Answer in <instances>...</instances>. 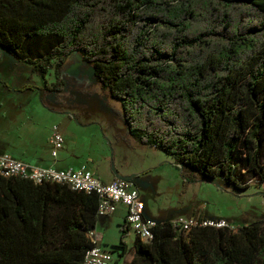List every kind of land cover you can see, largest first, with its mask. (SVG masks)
<instances>
[{
    "label": "trees",
    "instance_id": "obj_1",
    "mask_svg": "<svg viewBox=\"0 0 264 264\" xmlns=\"http://www.w3.org/2000/svg\"><path fill=\"white\" fill-rule=\"evenodd\" d=\"M0 48L59 82L81 55L121 101L124 138L171 156L186 184L264 183V0H0ZM98 204L67 184L0 176V264H84ZM152 232L126 264H264V217Z\"/></svg>",
    "mask_w": 264,
    "mask_h": 264
},
{
    "label": "crops",
    "instance_id": "obj_2",
    "mask_svg": "<svg viewBox=\"0 0 264 264\" xmlns=\"http://www.w3.org/2000/svg\"><path fill=\"white\" fill-rule=\"evenodd\" d=\"M20 61L8 51L0 48V151L9 153L15 158L35 166L55 167L57 169H78L85 166L87 169L92 170L104 183L112 182L118 175L134 176L133 180L130 181L131 186L137 188L140 192V197L145 204L144 215L147 219L157 222L173 221L182 216V212L187 217L198 215L208 218L226 219L237 226L264 217V214L258 216L252 212L245 204L240 206L239 212H235V209L229 206L230 212L227 213H215L205 206L195 207L194 204L190 205V202L195 199L196 186L201 188L202 185L200 184L208 181L200 180L186 184L179 168L173 164V160L166 161L160 155H152L150 153V150L153 152H163L159 149L151 146H140L135 141H128L124 138L128 131L126 128L114 131L109 125L106 126L100 122L96 124L82 121L78 113L72 114L68 112L69 116L77 119V125H74L73 131H69L68 129L62 130L61 134L64 137V146L59 149L56 157L52 154V149L37 143L35 132L28 133L27 135L22 134L18 136V140L15 139V136L19 132L20 123L26 127L27 131L34 124L33 115L27 109H19V93L25 92V89L29 87L28 79L30 78L27 76V80L22 79L19 81L17 69ZM73 65L77 66L79 74H82L87 69H83L82 72L80 69L82 65H79L78 61ZM49 112L55 111L49 110ZM52 132L53 130L48 136L49 139ZM49 144L51 145L50 140ZM160 168H163L164 172L170 177V180L174 176L176 189L178 188L177 178H179L181 182L178 196L179 201L182 207L185 206L186 201L190 205L186 208L181 207V211L177 213H170L169 215H173V218H170L166 214L163 215L161 211L157 212L154 210V206L150 203V193L147 189L149 183L142 181L143 176L147 173ZM144 188L147 190H143ZM257 194H261V192H257ZM127 212L125 205L118 204L117 210L114 213L103 216L110 217L117 215L118 223H120L119 227L122 224H127L128 235L132 233L135 236L133 246L128 239H125L128 252L124 257L115 259L113 264H119L121 259H124V264H126L134 255L136 235L127 223ZM100 218L97 221L95 229L101 236V244L103 236L96 228Z\"/></svg>",
    "mask_w": 264,
    "mask_h": 264
},
{
    "label": "rangeland",
    "instance_id": "obj_3",
    "mask_svg": "<svg viewBox=\"0 0 264 264\" xmlns=\"http://www.w3.org/2000/svg\"><path fill=\"white\" fill-rule=\"evenodd\" d=\"M74 58L69 62L73 65L79 62L78 54H73ZM32 66L26 62H19L17 76L19 81L28 79V88L25 92L19 93V109H27L33 115L34 124L27 131L21 123L19 124L18 136L27 135L28 133L36 134L37 143L49 147V134L55 126L58 132L62 130L73 131L74 125H77V119L69 116V113L76 114L81 117L82 121L92 123H103L111 126L114 131L127 129V124L123 118V107L120 100L112 97L108 89L104 88L99 80H92L85 74H76L71 76L66 82H56L54 71L51 70L46 76L39 75L31 70ZM87 68V65L80 67L81 71ZM73 78V79H71ZM42 92V97H41ZM54 110L55 112H49ZM79 122V121H78ZM0 153H4L0 151ZM152 155H160L166 161H172V157L164 152H153ZM156 153V154H154ZM179 176V175H178ZM164 172L163 168L151 171L143 176L142 181L149 183L147 189L150 193V203L154 206V210L163 215H169L174 212L181 211L182 204L179 201V188L181 182L178 180V188L175 187L174 176L172 180ZM201 188L196 186L195 199L190 202L195 207L205 206L209 210L219 213L230 212L229 206L239 212L240 206L245 204L248 209L256 213L258 216L264 214V185L251 184L245 189H239L235 186L222 182L221 179L208 181L200 184ZM143 189V190H147ZM198 189V191H197ZM261 192V194H257ZM189 203V202H188ZM185 202L186 208L190 206ZM233 212V211H232ZM182 216L187 215L182 212ZM118 223L117 215L110 217H101L97 230L102 233L103 239L101 246L110 250L114 260L119 257L116 246L121 243V230ZM134 235H127L125 239L134 245ZM119 264H124V259Z\"/></svg>",
    "mask_w": 264,
    "mask_h": 264
},
{
    "label": "built area",
    "instance_id": "obj_4",
    "mask_svg": "<svg viewBox=\"0 0 264 264\" xmlns=\"http://www.w3.org/2000/svg\"><path fill=\"white\" fill-rule=\"evenodd\" d=\"M52 154L56 157L59 149L64 146V137L53 128L50 137ZM0 176L20 177L31 180L36 184L44 182L62 183L74 190L88 193L95 192L99 196L98 215L108 216L117 210L118 204L127 207V223L135 235L141 238L153 237L152 227L157 223L144 215L145 204L137 188L131 186L129 180L122 179L120 175L112 182L104 183L94 172L82 168L57 169L55 167L35 166L26 161L15 158L9 153H0ZM176 227L189 231L194 227H229L236 230L237 225L226 219L208 218L198 215L189 217L180 216L173 220ZM88 236L93 246L87 250L84 264H113L114 257L110 250L100 246L101 236L96 229H91Z\"/></svg>",
    "mask_w": 264,
    "mask_h": 264
},
{
    "label": "water",
    "instance_id": "obj_5",
    "mask_svg": "<svg viewBox=\"0 0 264 264\" xmlns=\"http://www.w3.org/2000/svg\"><path fill=\"white\" fill-rule=\"evenodd\" d=\"M78 58H79V65H87V71H84L83 72V74H88V76H89V78L90 79H92V80H96L97 79V77H96V70H95V68L93 67V66H91V65H88L84 60H83V58H82V56L81 55H78ZM72 71H74L75 73H79V71H78V69H77V66H75V67H72ZM64 74V71L62 70V72H61V75H63ZM133 177L134 176H121V178L122 179H125V180H129V181H132L133 180ZM155 222H157V221H155Z\"/></svg>",
    "mask_w": 264,
    "mask_h": 264
},
{
    "label": "flooded vegetation",
    "instance_id": "obj_6",
    "mask_svg": "<svg viewBox=\"0 0 264 264\" xmlns=\"http://www.w3.org/2000/svg\"><path fill=\"white\" fill-rule=\"evenodd\" d=\"M74 58V55L72 54L70 57H69V62H71V60ZM69 62L65 65V67L63 68V71H64V74L61 75V78H60V81L63 83V80L64 82L68 81V79H70L71 76H76V74L78 73H75L74 71H72V67H75V65H70ZM79 64V62H78ZM84 71H87V70H84ZM85 75L88 76V74L85 73ZM89 77V76H88ZM57 79V78H56ZM73 79V78H71ZM59 82V81H57ZM60 82V83H61Z\"/></svg>",
    "mask_w": 264,
    "mask_h": 264
}]
</instances>
